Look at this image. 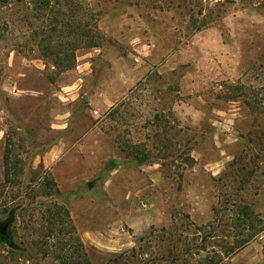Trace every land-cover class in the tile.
Wrapping results in <instances>:
<instances>
[{"label":"rangeland","instance_id":"374dc122","mask_svg":"<svg viewBox=\"0 0 264 264\" xmlns=\"http://www.w3.org/2000/svg\"><path fill=\"white\" fill-rule=\"evenodd\" d=\"M9 218L0 264H264V0H0Z\"/></svg>","mask_w":264,"mask_h":264},{"label":"trees","instance_id":"16d2710c","mask_svg":"<svg viewBox=\"0 0 264 264\" xmlns=\"http://www.w3.org/2000/svg\"><path fill=\"white\" fill-rule=\"evenodd\" d=\"M54 53V52H53ZM241 216H244L245 214H248V212H247V207L245 206V205H243L242 207H241ZM264 228V227H263ZM251 238V236H246V238L242 241V242H240L239 244H237V245H235V246H233V247H229L228 249H227V251H225V252H230V251H233V250H235V249H238V248H240L241 246H243L247 241H249V239ZM204 264H216V261L214 260V258L213 257H206L205 259H204Z\"/></svg>","mask_w":264,"mask_h":264},{"label":"water","instance_id":"95a60500","mask_svg":"<svg viewBox=\"0 0 264 264\" xmlns=\"http://www.w3.org/2000/svg\"><path fill=\"white\" fill-rule=\"evenodd\" d=\"M11 219H7L6 221H4L3 223L0 224V236L2 238H6L7 237V228L9 226V224L11 223L10 222Z\"/></svg>","mask_w":264,"mask_h":264},{"label":"crops","instance_id":"0c3cea01","mask_svg":"<svg viewBox=\"0 0 264 264\" xmlns=\"http://www.w3.org/2000/svg\"><path fill=\"white\" fill-rule=\"evenodd\" d=\"M102 243H104V242H102Z\"/></svg>","mask_w":264,"mask_h":264}]
</instances>
